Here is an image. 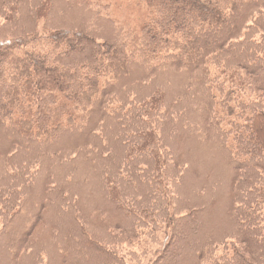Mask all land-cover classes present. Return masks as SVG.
<instances>
[{
  "label": "trees",
  "instance_id": "16d2710c",
  "mask_svg": "<svg viewBox=\"0 0 264 264\" xmlns=\"http://www.w3.org/2000/svg\"><path fill=\"white\" fill-rule=\"evenodd\" d=\"M38 1L0 6V264H264V0H142L131 46Z\"/></svg>",
  "mask_w": 264,
  "mask_h": 264
},
{
  "label": "rangeland",
  "instance_id": "374dc122",
  "mask_svg": "<svg viewBox=\"0 0 264 264\" xmlns=\"http://www.w3.org/2000/svg\"><path fill=\"white\" fill-rule=\"evenodd\" d=\"M3 1L15 3L16 0H0V6ZM96 2H101L107 5H110L112 8V16L117 21L118 24L123 25L125 28L130 29L131 35L129 36L128 43L131 46L137 40V36L139 35V31L142 26L149 20L148 9L143 4L142 0H94ZM28 4L33 3L38 5V0H27ZM54 7L57 10L65 9L66 0H53ZM28 7V6H27ZM23 7V8H27ZM26 10V9H25ZM1 11V10H0ZM3 20L0 18V25ZM42 35L41 33H39ZM1 42V37H0ZM34 43V42H33ZM29 43L25 45V48H34L35 44ZM183 117L184 118H193L194 112L191 108L183 109ZM186 123H180L179 119L172 120L164 124L163 129V140L164 141H172V138L175 136H180L181 133H184L186 130ZM183 141V140H182ZM193 143V141H185ZM194 156H197L194 155ZM204 157V161H208L212 166H216L220 158L217 154L210 150L202 155ZM37 193H33V197H35ZM221 213V210H218ZM106 236V234H102ZM138 264V263H136Z\"/></svg>",
  "mask_w": 264,
  "mask_h": 264
}]
</instances>
